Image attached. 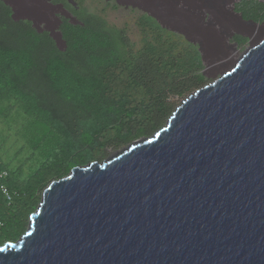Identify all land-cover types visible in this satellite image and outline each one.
<instances>
[{
    "label": "water",
    "instance_id": "water-1",
    "mask_svg": "<svg viewBox=\"0 0 264 264\" xmlns=\"http://www.w3.org/2000/svg\"><path fill=\"white\" fill-rule=\"evenodd\" d=\"M30 221L0 264H264V35L154 135L52 182Z\"/></svg>",
    "mask_w": 264,
    "mask_h": 264
},
{
    "label": "trees",
    "instance_id": "trees-1",
    "mask_svg": "<svg viewBox=\"0 0 264 264\" xmlns=\"http://www.w3.org/2000/svg\"><path fill=\"white\" fill-rule=\"evenodd\" d=\"M47 1L59 10L55 29L0 0V247L25 235L52 182L152 136L207 82L199 48L156 11L139 18L136 50L86 0ZM240 4L243 19L264 20L259 0Z\"/></svg>",
    "mask_w": 264,
    "mask_h": 264
},
{
    "label": "rangeland",
    "instance_id": "rangeland-1",
    "mask_svg": "<svg viewBox=\"0 0 264 264\" xmlns=\"http://www.w3.org/2000/svg\"><path fill=\"white\" fill-rule=\"evenodd\" d=\"M13 1L20 6L24 16H29V14L34 16L41 28H56V16H59V10L49 7L47 0ZM212 1L197 0L188 6L184 0H86L84 5L90 13L105 17L109 25L125 28L129 38L135 44L136 50L142 47L143 38L141 29L138 27L139 18L144 14H153L156 11L167 27L182 32L190 40L196 42L198 48V44L202 46L205 55L204 74L207 78V82L200 87L202 88L228 71L247 48L260 41L264 35V20L243 19L244 22H252L255 25L245 24L239 20L238 15L243 16L240 6L243 0ZM259 1L264 4V0ZM211 2L213 3L212 9L215 10L214 13L207 9ZM114 5H117V8H114ZM237 6L238 11H236ZM234 7L237 15L232 13ZM174 34L178 35V33ZM231 36L234 38L239 36L240 39L234 40ZM222 56L225 60L216 66L212 65L214 60ZM190 95L176 100L174 109ZM121 150L123 149L109 150L107 157L100 162Z\"/></svg>",
    "mask_w": 264,
    "mask_h": 264
},
{
    "label": "built area",
    "instance_id": "built-area-1",
    "mask_svg": "<svg viewBox=\"0 0 264 264\" xmlns=\"http://www.w3.org/2000/svg\"><path fill=\"white\" fill-rule=\"evenodd\" d=\"M2 191H3V194H4L5 196H7L8 199H10L11 196L9 195L8 190L5 189V188H2Z\"/></svg>",
    "mask_w": 264,
    "mask_h": 264
},
{
    "label": "clouds",
    "instance_id": "clouds-1",
    "mask_svg": "<svg viewBox=\"0 0 264 264\" xmlns=\"http://www.w3.org/2000/svg\"><path fill=\"white\" fill-rule=\"evenodd\" d=\"M57 17V16H56ZM171 118V117H170ZM168 122H169V120H168ZM45 192V191H44ZM44 194V193H43ZM32 216V215H31ZM31 222V221H30Z\"/></svg>",
    "mask_w": 264,
    "mask_h": 264
},
{
    "label": "bare ground",
    "instance_id": "bare-ground-1",
    "mask_svg": "<svg viewBox=\"0 0 264 264\" xmlns=\"http://www.w3.org/2000/svg\"><path fill=\"white\" fill-rule=\"evenodd\" d=\"M106 1H108V0H106ZM53 4H54V2H53ZM54 5H56V4H54Z\"/></svg>",
    "mask_w": 264,
    "mask_h": 264
}]
</instances>
